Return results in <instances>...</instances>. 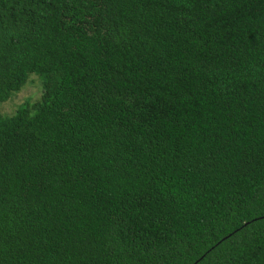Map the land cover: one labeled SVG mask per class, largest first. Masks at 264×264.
<instances>
[{
    "label": "trees",
    "instance_id": "trees-1",
    "mask_svg": "<svg viewBox=\"0 0 264 264\" xmlns=\"http://www.w3.org/2000/svg\"><path fill=\"white\" fill-rule=\"evenodd\" d=\"M188 3L0 0V264H264V0Z\"/></svg>",
    "mask_w": 264,
    "mask_h": 264
},
{
    "label": "rangeland",
    "instance_id": "rangeland-1",
    "mask_svg": "<svg viewBox=\"0 0 264 264\" xmlns=\"http://www.w3.org/2000/svg\"><path fill=\"white\" fill-rule=\"evenodd\" d=\"M36 77H37L36 74H32L30 80H32V78L33 80L29 84H27L19 93H16L17 95L14 94L16 96L13 98L12 101H10L9 103H7V101L0 102L1 114L11 113L14 110L15 105L24 102L29 96L33 95V99L40 96L41 94L40 83H39L40 81Z\"/></svg>",
    "mask_w": 264,
    "mask_h": 264
},
{
    "label": "snow or ice",
    "instance_id": "snow-or-ice-1",
    "mask_svg": "<svg viewBox=\"0 0 264 264\" xmlns=\"http://www.w3.org/2000/svg\"><path fill=\"white\" fill-rule=\"evenodd\" d=\"M174 3L185 4V5L190 6L189 3H188V0H174ZM5 243L6 242L3 240V238H0V250L3 249Z\"/></svg>",
    "mask_w": 264,
    "mask_h": 264
}]
</instances>
